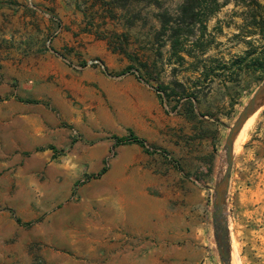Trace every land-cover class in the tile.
Returning <instances> with one entry per match:
<instances>
[{"label":"rangeland","instance_id":"rangeland-1","mask_svg":"<svg viewBox=\"0 0 264 264\" xmlns=\"http://www.w3.org/2000/svg\"><path fill=\"white\" fill-rule=\"evenodd\" d=\"M66 1L81 27L37 10L30 30L0 25V264H89L113 216L105 199L116 188L144 205V183L170 215L185 214L181 245L222 264L214 189L230 128L264 82V0L181 22L180 45L164 14L187 0ZM256 112L235 146L225 209L237 264H264V103ZM130 134L145 146L115 144ZM102 142L111 147L98 156Z\"/></svg>","mask_w":264,"mask_h":264},{"label":"crops","instance_id":"crops-1","mask_svg":"<svg viewBox=\"0 0 264 264\" xmlns=\"http://www.w3.org/2000/svg\"><path fill=\"white\" fill-rule=\"evenodd\" d=\"M34 10L46 16H50L53 11L64 14L68 29L83 25L82 14L76 8V3L66 0H0V25L4 22L10 24L9 17L12 22L30 30L34 22ZM45 20L48 27L56 25L47 17ZM62 36L63 39H69L66 32ZM57 44H62L60 38ZM110 147L108 143L102 142L98 156L105 155ZM149 186L152 185L144 183L141 187L145 196L144 205L132 198L136 192L120 194L116 188L113 189L114 195L105 199L104 204L113 208V216H104L98 225L97 236L102 241L96 253L89 252V264H201L202 248L189 240L181 245V240L186 238L185 214L170 215L166 209L169 200L165 197L155 198L150 194ZM142 234L146 240L138 245Z\"/></svg>","mask_w":264,"mask_h":264},{"label":"water","instance_id":"water-1","mask_svg":"<svg viewBox=\"0 0 264 264\" xmlns=\"http://www.w3.org/2000/svg\"><path fill=\"white\" fill-rule=\"evenodd\" d=\"M264 103V82L258 87L250 98L234 125L230 128L224 145L225 168L215 185V199L213 211V227L217 248L222 264H232V245L230 227L225 212L227 194L235 158V141L246 122Z\"/></svg>","mask_w":264,"mask_h":264},{"label":"trees","instance_id":"trees-1","mask_svg":"<svg viewBox=\"0 0 264 264\" xmlns=\"http://www.w3.org/2000/svg\"><path fill=\"white\" fill-rule=\"evenodd\" d=\"M230 1H235L237 5L240 4V2L241 3L246 2L245 0H224L223 3H221V0H187L186 3L178 7L175 15H172L169 12H166L164 14L165 19L163 21V28L164 30H168L167 28L169 27L170 28L169 30L172 31L174 44L180 45L181 37L183 36L184 33L183 29L181 28V22L183 23L189 22L195 24L201 21L203 23L205 22V20L204 21L199 20L200 15L204 17H209L211 14L217 12L220 8L228 4ZM251 1H252L251 5H255V6L260 5L259 0H251ZM171 24H176V25L175 26L172 25L171 27ZM139 78L143 79L142 75H139ZM157 91L160 92V89H157ZM174 108H177V105ZM114 138L116 140L115 142L116 145H121L126 143H139L145 146L144 140L134 134H130L128 136H122V137L116 136ZM105 171L106 168L104 167L98 175L103 174Z\"/></svg>","mask_w":264,"mask_h":264},{"label":"bare ground","instance_id":"bare-ground-1","mask_svg":"<svg viewBox=\"0 0 264 264\" xmlns=\"http://www.w3.org/2000/svg\"><path fill=\"white\" fill-rule=\"evenodd\" d=\"M257 112H255V115H256ZM255 115L253 117H251L247 122L246 124L244 125L243 129L241 130V132L239 133L236 141H235V146L239 143L241 137L244 135L247 127L249 126V124L252 122V120L254 119ZM232 264H237L236 263V260H235V257H234V254H233V257H232Z\"/></svg>","mask_w":264,"mask_h":264},{"label":"built area","instance_id":"built-area-1","mask_svg":"<svg viewBox=\"0 0 264 264\" xmlns=\"http://www.w3.org/2000/svg\"><path fill=\"white\" fill-rule=\"evenodd\" d=\"M98 63H100L99 60H91V61H89V64H98Z\"/></svg>","mask_w":264,"mask_h":264}]
</instances>
